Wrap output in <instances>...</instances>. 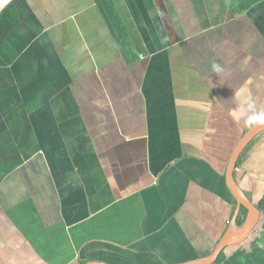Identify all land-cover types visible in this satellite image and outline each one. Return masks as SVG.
Segmentation results:
<instances>
[{
    "label": "crops",
    "instance_id": "obj_1",
    "mask_svg": "<svg viewBox=\"0 0 264 264\" xmlns=\"http://www.w3.org/2000/svg\"><path fill=\"white\" fill-rule=\"evenodd\" d=\"M248 1L111 0L127 39L106 0L1 10L0 264H180L238 225L225 173L264 113V0ZM236 167L260 207L264 131Z\"/></svg>",
    "mask_w": 264,
    "mask_h": 264
},
{
    "label": "water",
    "instance_id": "obj_2",
    "mask_svg": "<svg viewBox=\"0 0 264 264\" xmlns=\"http://www.w3.org/2000/svg\"><path fill=\"white\" fill-rule=\"evenodd\" d=\"M12 1V0H11ZM5 6H0V12ZM264 131V126L249 127L242 137L237 142L233 152L229 158L225 182L226 186L235 199L236 206L240 210L242 207L246 208V215L243 221L236 225H230L217 241L215 247L208 254L199 258L180 263V264H215L221 252L229 245H234L243 242L257 225L260 217V207L251 201L235 177V167L237 159L247 144L255 138L258 134ZM86 264H108L105 262H88Z\"/></svg>",
    "mask_w": 264,
    "mask_h": 264
},
{
    "label": "trees",
    "instance_id": "obj_3",
    "mask_svg": "<svg viewBox=\"0 0 264 264\" xmlns=\"http://www.w3.org/2000/svg\"><path fill=\"white\" fill-rule=\"evenodd\" d=\"M109 7L112 9L116 19L117 23L119 24L121 30L123 31V35L125 39H127V34L125 33V29L122 25V23L119 21L115 7L111 0H106ZM259 1V0H249L247 4L243 5L241 8L246 9L248 8L252 3ZM232 196V195H231ZM233 202H235V199L232 197ZM264 206V198L261 201L260 210ZM241 210L243 211V218H240L238 220V224H240L245 215H246V208L242 207ZM240 244V243H238ZM215 264H264V247L259 246L256 242H251L250 247L248 249H244L241 247H238L230 256H226L224 253V250L219 255L218 259L216 260Z\"/></svg>",
    "mask_w": 264,
    "mask_h": 264
},
{
    "label": "clouds",
    "instance_id": "obj_4",
    "mask_svg": "<svg viewBox=\"0 0 264 264\" xmlns=\"http://www.w3.org/2000/svg\"><path fill=\"white\" fill-rule=\"evenodd\" d=\"M11 0H0V6H6ZM210 71L217 75L224 72V68L221 64L217 63L215 59L211 61ZM237 100L239 97L237 96ZM247 105V107L245 106ZM251 102L237 103V106L229 112V116L233 121L239 122L242 116L251 110ZM245 124L249 127L264 126V113L253 114L248 116L245 120ZM245 183L247 182V177L244 178Z\"/></svg>",
    "mask_w": 264,
    "mask_h": 264
},
{
    "label": "rangeland",
    "instance_id": "obj_5",
    "mask_svg": "<svg viewBox=\"0 0 264 264\" xmlns=\"http://www.w3.org/2000/svg\"><path fill=\"white\" fill-rule=\"evenodd\" d=\"M251 242H256L259 246L264 247V206L261 208L260 217L257 225L251 231L249 236L240 244L229 245L224 249L225 255L230 256L238 247L248 249Z\"/></svg>",
    "mask_w": 264,
    "mask_h": 264
},
{
    "label": "built area",
    "instance_id": "obj_6",
    "mask_svg": "<svg viewBox=\"0 0 264 264\" xmlns=\"http://www.w3.org/2000/svg\"><path fill=\"white\" fill-rule=\"evenodd\" d=\"M235 169L237 170V169H238V167H235Z\"/></svg>",
    "mask_w": 264,
    "mask_h": 264
}]
</instances>
